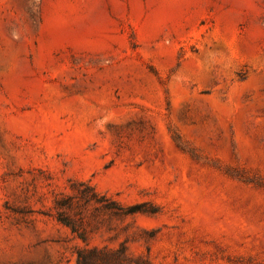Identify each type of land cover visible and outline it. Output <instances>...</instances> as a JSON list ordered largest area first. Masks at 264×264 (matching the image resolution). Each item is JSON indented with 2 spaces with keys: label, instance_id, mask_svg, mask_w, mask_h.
Returning a JSON list of instances; mask_svg holds the SVG:
<instances>
[{
  "label": "rangeland",
  "instance_id": "374dc122",
  "mask_svg": "<svg viewBox=\"0 0 264 264\" xmlns=\"http://www.w3.org/2000/svg\"><path fill=\"white\" fill-rule=\"evenodd\" d=\"M79 252L264 264V0H0V264Z\"/></svg>",
  "mask_w": 264,
  "mask_h": 264
},
{
  "label": "trees",
  "instance_id": "16d2710c",
  "mask_svg": "<svg viewBox=\"0 0 264 264\" xmlns=\"http://www.w3.org/2000/svg\"><path fill=\"white\" fill-rule=\"evenodd\" d=\"M92 252H93L92 254H94V252L98 254V251L95 250V249L92 250ZM95 257H96L95 255L92 257V256H88V255H86V254H84L82 252H79L78 262H79V264H95L96 263ZM98 258L104 260V259H106V256L101 255V256H98ZM119 262H120V260H119Z\"/></svg>",
  "mask_w": 264,
  "mask_h": 264
}]
</instances>
